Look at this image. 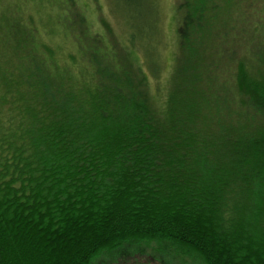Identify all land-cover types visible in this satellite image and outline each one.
<instances>
[{
	"label": "trees",
	"instance_id": "16d2710c",
	"mask_svg": "<svg viewBox=\"0 0 264 264\" xmlns=\"http://www.w3.org/2000/svg\"><path fill=\"white\" fill-rule=\"evenodd\" d=\"M7 2L0 264H95L154 242L203 264H264V0H178L160 98L159 64L69 24V0H53L49 27Z\"/></svg>",
	"mask_w": 264,
	"mask_h": 264
},
{
	"label": "rangeland",
	"instance_id": "374dc122",
	"mask_svg": "<svg viewBox=\"0 0 264 264\" xmlns=\"http://www.w3.org/2000/svg\"><path fill=\"white\" fill-rule=\"evenodd\" d=\"M8 1L20 2L21 7L19 3L18 7L26 13L34 14L37 19L42 15L43 23L48 27L52 21H55L51 14V12L54 14L56 12L54 7H51L53 0ZM0 2L7 7V0H0ZM177 2L178 0H129L128 2L124 0H69L67 7L71 8L69 13L72 15V21L68 23L75 22L76 27L89 29L94 38L103 35L105 37L103 39L114 43L116 47L136 48L139 51V56L137 55L139 60L143 59L142 52H144L148 68L151 66L157 68L159 64L157 75L151 78L149 90L155 97L160 98L159 93L168 86L166 81L172 73L178 50ZM20 14H22L21 11ZM105 23L112 27L113 32H109ZM63 31L58 27L56 32L51 34L47 31V27H44L42 36L52 44H61L68 49L74 48L70 33ZM131 34L134 35V44L130 40ZM132 56L136 58V54ZM155 60L158 63L156 62V66H153L152 61ZM157 87L160 88L158 93ZM157 247L158 244L155 242L145 247L149 255L143 257H139L140 253L134 257L119 253L104 255L96 260L95 264H121L124 260L132 261L137 257L142 259L151 255L152 264H203L194 257L176 256L174 251L176 249L171 245L163 244L167 251L166 254H157L155 251Z\"/></svg>",
	"mask_w": 264,
	"mask_h": 264
},
{
	"label": "water",
	"instance_id": "95a60500",
	"mask_svg": "<svg viewBox=\"0 0 264 264\" xmlns=\"http://www.w3.org/2000/svg\"><path fill=\"white\" fill-rule=\"evenodd\" d=\"M137 264H140V263H137ZM142 264V263H141Z\"/></svg>",
	"mask_w": 264,
	"mask_h": 264
}]
</instances>
